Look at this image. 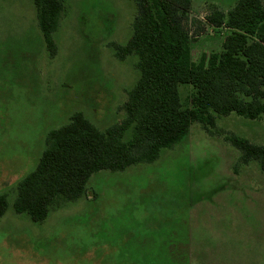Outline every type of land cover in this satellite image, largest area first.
I'll return each instance as SVG.
<instances>
[{
	"label": "rangeland",
	"instance_id": "1",
	"mask_svg": "<svg viewBox=\"0 0 264 264\" xmlns=\"http://www.w3.org/2000/svg\"><path fill=\"white\" fill-rule=\"evenodd\" d=\"M237 1L192 0L195 60L220 52L229 33L206 15ZM64 2L52 57L35 37L33 2L0 0V195L9 202L0 264H264V171L240 162L225 139L237 133L264 144V117L221 116L211 132L195 122L155 162L94 173L85 196L42 223L14 211L17 184L36 167L47 133L76 111L102 130L121 122L139 77L137 57L120 59L114 47L132 35L133 0ZM192 92L180 86L185 103Z\"/></svg>",
	"mask_w": 264,
	"mask_h": 264
},
{
	"label": "trees",
	"instance_id": "2",
	"mask_svg": "<svg viewBox=\"0 0 264 264\" xmlns=\"http://www.w3.org/2000/svg\"><path fill=\"white\" fill-rule=\"evenodd\" d=\"M50 56L58 52L56 32L64 0H31ZM136 15L126 44H115L120 59L136 56L139 77L128 90L125 117L105 130L82 111L51 129L36 167L17 184L14 211L44 222L61 203L87 194L91 176L153 163L163 149L185 138L197 122L211 132L217 118L236 113L264 117V3L238 0L227 12L213 7L205 21L226 28L222 50L193 58L187 23L192 0H133ZM196 21H194L195 23ZM199 27L201 22H196ZM189 84V103L180 86ZM225 139L240 152V162L258 161L264 171V144L237 133ZM9 208L0 195V216Z\"/></svg>",
	"mask_w": 264,
	"mask_h": 264
},
{
	"label": "crops",
	"instance_id": "3",
	"mask_svg": "<svg viewBox=\"0 0 264 264\" xmlns=\"http://www.w3.org/2000/svg\"><path fill=\"white\" fill-rule=\"evenodd\" d=\"M34 5V4H33ZM34 7V6H33ZM34 9L36 10V8L34 7ZM36 16H37V12H36ZM33 28V30H34V34L36 33V35H35V37L37 38V36L39 37L40 36V41L42 42V44H44L45 45V42H44V39H43V35H42V32H41V30H40V28H39V24H38V19H37V24L35 25L34 24V26L32 27ZM38 32V33H37ZM39 34V35H38ZM33 37H34V35L32 36L31 35V42L33 41ZM11 39H15V37L14 38H11ZM7 39H0V44H1V42H4V41H6ZM34 47V46H33ZM45 48H46V46H45ZM46 50H47V48H46ZM48 51V50H47ZM1 64V63H0ZM3 69H4V67H2ZM0 72H2V70H0ZM8 211V210H7ZM7 211H6V213L3 215V216H0V218L2 219V218H4L5 216H6V214H7ZM18 214V213H17ZM13 224V223H12ZM8 232H10V231H8ZM12 233V232H11ZM6 234H7V231H6Z\"/></svg>",
	"mask_w": 264,
	"mask_h": 264
}]
</instances>
